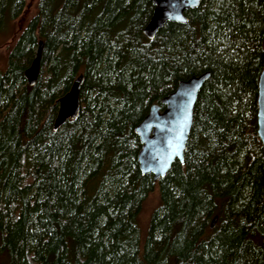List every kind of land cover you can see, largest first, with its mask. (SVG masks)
<instances>
[{
  "label": "trees",
  "instance_id": "trees-1",
  "mask_svg": "<svg viewBox=\"0 0 264 264\" xmlns=\"http://www.w3.org/2000/svg\"><path fill=\"white\" fill-rule=\"evenodd\" d=\"M24 1L0 0V32ZM152 8L37 0L0 69V264H264V0H202L186 24L167 22L149 39ZM205 71L183 162L156 181L143 175L135 126L179 80ZM79 74V114L54 130L58 99ZM154 191L141 244L138 218Z\"/></svg>",
  "mask_w": 264,
  "mask_h": 264
},
{
  "label": "water",
  "instance_id": "water-1",
  "mask_svg": "<svg viewBox=\"0 0 264 264\" xmlns=\"http://www.w3.org/2000/svg\"><path fill=\"white\" fill-rule=\"evenodd\" d=\"M151 16L143 28L144 35L153 39L167 23L186 24L187 10L199 7L202 0H151ZM43 41L39 40L31 61L25 69L24 77L29 86H33L40 73ZM210 77L205 71L186 79L179 80L173 91L163 96L159 103H153L147 114L135 126L141 148L137 162L141 173L152 174L156 181L164 177L172 164L183 162L186 142L193 123V109L204 83ZM83 74L77 75L68 91L58 99V110L53 122V129L58 130L67 121L74 119L80 111V90ZM257 135L264 152V65L258 76L257 95ZM217 217L212 219L214 227Z\"/></svg>",
  "mask_w": 264,
  "mask_h": 264
},
{
  "label": "rangeland",
  "instance_id": "rangeland-1",
  "mask_svg": "<svg viewBox=\"0 0 264 264\" xmlns=\"http://www.w3.org/2000/svg\"><path fill=\"white\" fill-rule=\"evenodd\" d=\"M24 12L15 20L8 21L5 29L0 32V69L6 67V55L9 48L13 45L21 30L25 27L27 21L33 15L36 9L37 0H25ZM159 199L156 191L150 193L146 198L142 210L139 214L138 224L140 229L141 244L144 241L148 227V222L152 211L158 206ZM4 260V256L0 254V262Z\"/></svg>",
  "mask_w": 264,
  "mask_h": 264
}]
</instances>
